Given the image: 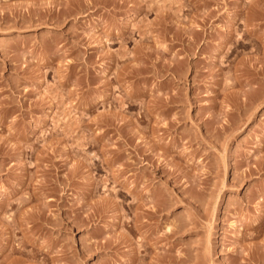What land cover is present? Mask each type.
I'll return each mask as SVG.
<instances>
[{"label": "rangeland", "instance_id": "rangeland-1", "mask_svg": "<svg viewBox=\"0 0 264 264\" xmlns=\"http://www.w3.org/2000/svg\"><path fill=\"white\" fill-rule=\"evenodd\" d=\"M0 146V264H264V0H0Z\"/></svg>", "mask_w": 264, "mask_h": 264}, {"label": "bare ground", "instance_id": "bare-ground-1", "mask_svg": "<svg viewBox=\"0 0 264 264\" xmlns=\"http://www.w3.org/2000/svg\"><path fill=\"white\" fill-rule=\"evenodd\" d=\"M71 3H72V2H71ZM71 3H70V4H71ZM124 33H125V32H124ZM4 102H5V101H4ZM18 107H19V106H18ZM17 135H19L18 132H17ZM0 148H1V146H0ZM31 154H32V153H31ZM250 172H251V171H250ZM21 183H22V182H21ZM20 186H22V185H20ZM96 188H97V187H96ZM19 189H20V188H19ZM94 189H95V187L93 188V190H94ZM16 190H17V189H16ZM16 190H15V191H16ZM17 191H18V190H17ZM34 194H35V193H34ZM38 195H39V194H38ZM32 196H33V195H32ZM35 197H36V196H35ZM35 197H34V199H35ZM28 200H29V199H28ZM23 202H24V201H23ZM23 202H22V203H23ZM19 205H20V204H19ZM3 206H4V204H3ZM3 206L0 205V209L4 208ZM21 207H22V206H21ZM36 209H37V208H36ZM37 214H38V213H37ZM39 214H40V212H39ZM24 215H25V214H24ZM35 215H36V214H35ZM25 216H26V215H25ZM25 216H23V217H25ZM27 216H28V215H27ZM33 216H34V214H33ZM33 216H32V217H33ZM21 217H22V216H21ZM21 217H20V218H17L16 220H12V223L15 224L16 228H18V229H19V226H20V225H24V224L26 223V222H25V223L23 224L24 221H21V219H22ZM40 217H41V216H40ZM29 218H30V217H29ZM37 218H39V217H37ZM40 219H41V218H40ZM137 219H139V218H137ZM22 220H24V219H22ZM26 220H27V219H26ZM35 220H36V219H35ZM27 221H28V220H27ZM32 221H33V219H32ZM46 222H47V220H46ZM131 222H132V221H131ZM36 223H39V222H36ZM132 223H133V222H132ZM134 223H135V222H134ZM33 224H35V223H33ZM11 225H12V224H11ZM8 226H9V225H8ZM131 226H132V225H131ZM134 226H135V225H134ZM134 226H133V227H134ZM12 227H13V226H12ZM33 227H34V225H33ZM37 227H38V226H37ZM37 227H36V228H37ZM13 229H15V228H13ZM13 229H12V231H13ZM32 229H33V228H32ZM20 230H21V229H20ZM36 231L38 232V230H36ZM36 231H35V233H36ZM168 231L170 232V231H172V230H168ZM169 234H170V233H169ZM169 234L167 233V235H169ZM8 240H9V239H8ZM10 243L12 244V242H10V241L7 242L6 246L4 247V249H2V251H5V249L9 248L10 245H11ZM12 247H13V245H12ZM15 249H16V248H15ZM8 250H9V249H8ZM10 252H11V250H10ZM12 252L15 253L14 250H12ZM12 252H11V253H12ZM22 253H23V252H22ZM22 253H21V254H22ZM19 256H22V255H19ZM136 256H137V255H136ZM17 257H18V256H17ZM22 260H23V259H19V258H17L15 261H16V263H18V262L20 263V262H22ZM12 261H13V263H10V262H9V263H10V264H14L15 261H14V260H12ZM172 261H173V260H172ZM158 262L160 263V261H158ZM161 262H163V261H161ZM167 262H170V261L167 260ZM163 263H164V262H163ZM170 263H171V262H170ZM178 263H179V262H178ZM164 264H165V263H164ZM167 264H168V263H167Z\"/></svg>", "mask_w": 264, "mask_h": 264}]
</instances>
